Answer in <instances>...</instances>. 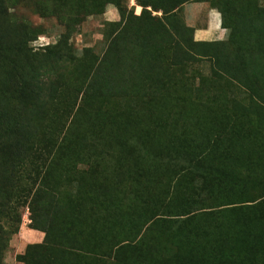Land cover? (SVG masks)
<instances>
[{
  "label": "trees",
  "instance_id": "1",
  "mask_svg": "<svg viewBox=\"0 0 264 264\" xmlns=\"http://www.w3.org/2000/svg\"><path fill=\"white\" fill-rule=\"evenodd\" d=\"M190 1L194 0H134L140 7L136 15L134 8L122 4L125 0H90L92 7L95 2L114 5L119 16L118 22L110 23L114 38L75 88L80 105L62 139L40 148L30 140H18L24 139L19 136L25 134L24 126L15 127L16 120L8 118L2 100L24 102L30 107L28 113L38 116L55 92L43 85V77L53 72L49 66L62 61L63 55L35 66L27 53L24 62L10 57L19 44L0 45V127H4L0 135L16 139L0 140V264L9 238L19 232L18 211L26 206L28 228L42 232L44 238L15 256L21 264H264V145L262 152L258 145L243 142L239 128L240 116L246 115L256 120L264 135V5H257L258 0H217L214 6L228 38L196 43L192 30L176 19ZM72 4L78 10L83 7L76 0ZM72 19L79 22L77 11ZM183 39L191 44L189 50ZM201 59L209 61L211 72L196 75L194 95L191 88L185 92L189 118L170 105L156 114H140L135 109L112 111L92 102L95 95L117 101L130 97L131 70L153 80L149 85L157 94L173 93L176 99L171 82L175 71ZM164 80L170 87L164 86ZM236 87L248 96L246 105L229 94ZM151 106L158 108L153 102ZM228 106L234 108V116L228 115ZM82 116L89 136L74 139L77 117ZM151 126L170 129L174 140L154 144L149 138ZM97 145L109 148L97 151ZM26 146L31 152L23 151ZM115 149L130 165L131 153L142 156L134 166L144 175L155 171L161 176L162 156L169 157L168 164L179 166L165 174L152 193L145 191L138 197L144 208L137 206L125 214L118 199L124 195L131 199V192L116 175L125 173L127 164L110 167L115 181L106 182L111 177L107 158L115 157ZM64 159L70 171L78 164L88 166L86 174L70 177L66 187L61 177L56 182L49 179ZM29 160L36 170L26 171ZM96 162L101 182L93 171ZM5 218L16 222L11 231L2 226Z\"/></svg>",
  "mask_w": 264,
  "mask_h": 264
},
{
  "label": "rangeland",
  "instance_id": "2",
  "mask_svg": "<svg viewBox=\"0 0 264 264\" xmlns=\"http://www.w3.org/2000/svg\"><path fill=\"white\" fill-rule=\"evenodd\" d=\"M74 1L75 0H0V45L8 48V46L11 47L10 45L13 43L19 44V46L16 47V50L13 49L14 53H10L11 58L16 61L23 60L24 62V55L27 53L33 60V62H31L35 66H39L44 64L46 60L56 57L58 54L63 55L62 61L58 64L53 62V64L49 66L54 67L53 72H48L47 76L43 77V85L46 88H51L52 90L55 89V92L52 97L53 99L50 100L49 104L42 108L41 113H39L38 116L33 117L29 114L28 110L30 107L25 105L24 102H12L10 97L2 100V103L6 102L5 104L7 106L5 107V112L8 114V118L16 120L15 127L24 126L23 133L25 134L19 135L23 136L24 139H19L17 136L18 140H30L29 144L35 145L38 148L50 140L62 139L68 127L71 115H73L76 108L80 105V95L76 93L75 88L81 83V80H84L83 76L93 68L88 67L89 64L92 63L93 66L96 64V58H100L103 55L109 41L114 38L110 23L119 21V16L118 13L115 12L116 9L114 5L110 4L104 6V2L100 5L98 2H95L92 7L90 0H76L83 5V7H80L78 10L77 4H72ZM122 4L124 6L127 5L128 10L133 9L128 0L127 2L125 0ZM256 4L263 6L264 0H258ZM84 6L88 7L84 8ZM70 10H72V14L70 13ZM95 10H98V12L94 13ZM76 11L80 17L79 22L72 19L75 17ZM176 19L178 22L176 23L179 24L180 18L177 17ZM125 33L129 36V32L125 30ZM181 43L185 49L189 50L191 44L188 39L181 40ZM130 55L134 56V53L131 52ZM130 57L132 56H129L128 59ZM129 65L132 64L130 63ZM129 72L132 74L129 75V78L134 85L130 97L117 101L114 98H96L95 95L94 100L92 101L93 104L96 105V107L100 106L101 108L112 111L118 109H135L137 113L139 112L140 114L149 111L156 114L160 111L159 108H165L166 105L169 107L170 105L171 108H173V111H178V113L184 112L189 118L191 111L187 106L188 103L185 102V98L188 97L185 92L191 88L194 95L196 86L198 85L195 80L196 75L197 77L208 76L211 72V66L208 60L201 59L196 60L195 62L188 61L184 64L180 72L175 71L176 75L173 77L172 81H170L172 82V88L175 91V95L179 99H174L173 93H171L170 96L165 92L157 94L154 87L149 85L153 80H148L146 75H140L141 72L140 74L132 70ZM164 86L170 87V82L164 80ZM64 90L66 93L63 92ZM244 92V90L236 87L232 89L229 94L232 98H236L238 101H241L246 105L248 102V96ZM76 96L78 99H75ZM152 102L158 108L151 106ZM134 105L137 106L131 107ZM84 106L86 107V105ZM152 109L158 111L155 112ZM233 109L232 106H228V110H226L229 111L228 115L231 116L233 114L234 116L235 112ZM133 111L134 110H131L129 112L133 113ZM233 116L231 117L230 123L234 121ZM239 119H241L239 128L242 129L241 133L243 135L240 139L246 144H252L253 146L258 145L259 150L262 151L261 145H264V135L262 131L259 130L256 120L246 115L240 116ZM220 124L223 125V121L220 122ZM232 125L233 124L229 125L230 127L227 128L232 129ZM0 126H2L1 123ZM87 127L88 124L83 120V116L81 118L77 117L72 137L75 139V137L80 134L86 136L88 131ZM149 129V138L150 140H154V144H164L167 143L168 140H174L170 129L166 130L163 127L152 128V126L149 127ZM3 130L4 127H0L1 134H3ZM93 135H96V130L93 131ZM88 136L89 132L87 133V137ZM231 136L233 137V135ZM236 137L237 133L233 138ZM0 140L16 139L4 134V136L0 135ZM138 146L140 147L139 143L136 148ZM246 147L249 148L250 146L246 145ZM106 148H109V146L97 145L96 150H105ZM23 151L31 152L27 146ZM122 153L123 152H118L115 149V157L110 156L107 158V166L109 168H118L119 165L125 167L127 164V171L125 173L119 171L116 175L127 184V190L131 192V199L128 198L127 195H124L122 199H118L119 201L121 200V205L124 206L122 207V212L127 214L128 211L133 210V208L137 206L144 208V202L141 203V201L138 200V197L141 198L145 191H150L152 193L163 181L162 177L168 172L177 170L176 167L179 166V163L174 162V165L168 164L167 161L169 160V157L162 156V159L160 160L161 169L159 170L161 176H157L155 171L154 173L144 175L145 173L141 172V169L139 170L138 167L134 166L135 163L141 161L142 156L131 153L132 158H130V165L128 164V159L127 162L124 163L126 159H122ZM261 156L264 157V153ZM29 161H32V163L27 165L29 168L26 169V171H31L33 168L35 169V167H33V160ZM59 166V171L56 170L55 174L49 179L52 182H56L58 179L62 178L65 187V184H68L70 177L75 176L78 173L86 174L88 168L87 165L78 164L75 171H70L65 159ZM105 166L106 164L102 163V168H105ZM93 171L96 174V180L100 181L98 176L101 173V169L97 162L96 169ZM107 173L111 176L106 181L107 184L115 181V171L110 168ZM86 177L84 175V178L80 177L78 179L84 181ZM93 201L94 203L96 202L95 199H93ZM18 214L21 218L19 232L15 235H11L8 240V248L3 258L4 264H21L15 261V245L17 243L16 241L14 242V239H19L21 229L28 228V225L31 222L28 206L20 208ZM1 222L6 231H11L16 223L13 219L8 220L6 218ZM84 229L82 230V237L86 238L87 229ZM99 244L100 241H96V245Z\"/></svg>",
  "mask_w": 264,
  "mask_h": 264
},
{
  "label": "crops",
  "instance_id": "3",
  "mask_svg": "<svg viewBox=\"0 0 264 264\" xmlns=\"http://www.w3.org/2000/svg\"><path fill=\"white\" fill-rule=\"evenodd\" d=\"M128 2L130 6L134 8L135 14L139 15L140 7L135 5L134 0H128ZM216 2L217 0H194L185 3L181 7L178 17L187 28L192 30L193 42L211 43L224 42L227 40L228 30L222 26V15L217 7L214 6V3ZM115 12L117 13L116 10ZM19 235V239H14V242L16 241L17 243L15 245V256L17 254H22V251H24L28 244L41 243L44 238L42 232L34 231L29 228L21 229Z\"/></svg>",
  "mask_w": 264,
  "mask_h": 264
}]
</instances>
